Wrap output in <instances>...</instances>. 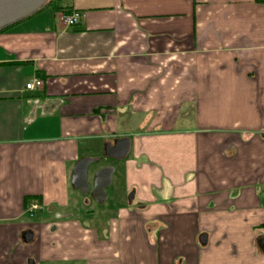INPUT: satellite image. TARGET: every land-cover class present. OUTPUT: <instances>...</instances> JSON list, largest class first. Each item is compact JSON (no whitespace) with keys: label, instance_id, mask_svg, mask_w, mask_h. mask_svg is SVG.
Wrapping results in <instances>:
<instances>
[{"label":"crops","instance_id":"crops-1","mask_svg":"<svg viewBox=\"0 0 264 264\" xmlns=\"http://www.w3.org/2000/svg\"><path fill=\"white\" fill-rule=\"evenodd\" d=\"M57 1L0 32V264H264V3Z\"/></svg>","mask_w":264,"mask_h":264},{"label":"water","instance_id":"water-1","mask_svg":"<svg viewBox=\"0 0 264 264\" xmlns=\"http://www.w3.org/2000/svg\"><path fill=\"white\" fill-rule=\"evenodd\" d=\"M51 0H0V31L8 28L18 22H21L38 11L45 8ZM120 143L125 144V148H120V153L116 152V148ZM128 139H122L116 143L115 149H110L108 155L124 156L128 149ZM97 159L83 158L77 164L73 172V186L80 189L84 194L91 196L99 202H103L106 198L105 190L112 183L113 166H107L99 169L91 187L88 181V169L91 163L97 162Z\"/></svg>","mask_w":264,"mask_h":264},{"label":"built area","instance_id":"built-area-1","mask_svg":"<svg viewBox=\"0 0 264 264\" xmlns=\"http://www.w3.org/2000/svg\"><path fill=\"white\" fill-rule=\"evenodd\" d=\"M83 14L79 11H73L71 14L69 15H62L60 17V20L67 26H73L76 25L80 22V20L82 19ZM41 81L39 80H32L28 83H26V89L28 90H34L37 87L41 86Z\"/></svg>","mask_w":264,"mask_h":264},{"label":"rangeland","instance_id":"rangeland-1","mask_svg":"<svg viewBox=\"0 0 264 264\" xmlns=\"http://www.w3.org/2000/svg\"><path fill=\"white\" fill-rule=\"evenodd\" d=\"M57 4H58V1H57V0H52V1H51V2H50L45 8H43V9H44L45 12H46V11H48V12L50 11V12H51V10H56V9H57ZM100 163H107V164H111V165H112V164H116L117 161L109 158V159H106V160H101V161H98V162H94V163H92V164L90 165L89 168H93L94 166H96V165H98V164H100ZM107 192H108V194L111 195L112 190L110 189V190H108ZM87 202H90V204L92 205V207H93V206H94L95 208L101 207V205H99V203L95 202L91 197H87V198H85L83 206L86 205ZM86 207H89V206L86 205Z\"/></svg>","mask_w":264,"mask_h":264},{"label":"trees","instance_id":"trees-1","mask_svg":"<svg viewBox=\"0 0 264 264\" xmlns=\"http://www.w3.org/2000/svg\"><path fill=\"white\" fill-rule=\"evenodd\" d=\"M256 2H258V3H264V0H256ZM10 27H11V26H10ZM10 27H8V28H10ZM8 28H5V29L1 30L0 32H4V31H6ZM30 199H35V197H28V199L26 198V200H30Z\"/></svg>","mask_w":264,"mask_h":264}]
</instances>
